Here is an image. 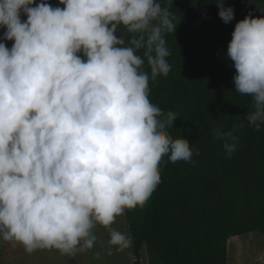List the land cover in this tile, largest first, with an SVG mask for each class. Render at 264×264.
<instances>
[{
    "label": "clouds",
    "instance_id": "clouds-1",
    "mask_svg": "<svg viewBox=\"0 0 264 264\" xmlns=\"http://www.w3.org/2000/svg\"><path fill=\"white\" fill-rule=\"evenodd\" d=\"M58 3L64 7L0 0V243L74 258L105 247L100 226L111 256L132 245L112 226L126 210L145 208L163 163L175 169L199 155L188 143H172L179 119L149 99L150 82L172 71L165 36L177 31L173 0ZM226 3L215 0L228 25L235 16ZM227 58L234 91L252 101L248 125L259 132L264 18L249 13L235 25ZM213 137L231 158L239 138L216 129Z\"/></svg>",
    "mask_w": 264,
    "mask_h": 264
},
{
    "label": "trees",
    "instance_id": "trees-1",
    "mask_svg": "<svg viewBox=\"0 0 264 264\" xmlns=\"http://www.w3.org/2000/svg\"><path fill=\"white\" fill-rule=\"evenodd\" d=\"M225 7L234 9L228 25L215 0H173L177 31L165 36L172 71L150 82L149 99L179 119L168 134L172 143H188L199 155L175 169L164 162L145 208L126 210L134 264L143 246L148 264H227L231 236L264 235V127H249L252 101L234 91L236 72L227 58L235 25L249 13L264 18V0H227ZM121 37L126 45L131 38L127 32ZM144 71L150 75L146 62ZM214 129L239 138L231 158Z\"/></svg>",
    "mask_w": 264,
    "mask_h": 264
},
{
    "label": "rangeland",
    "instance_id": "rangeland-1",
    "mask_svg": "<svg viewBox=\"0 0 264 264\" xmlns=\"http://www.w3.org/2000/svg\"><path fill=\"white\" fill-rule=\"evenodd\" d=\"M23 19L26 20V17ZM125 32L126 30L121 26L118 34L123 36ZM2 35L3 30H0V36ZM5 43L11 49L12 42ZM112 227L131 238L126 214L118 217L117 222ZM96 235L104 242L105 247L97 246L93 251L78 253L74 258L61 255L55 250H41L29 255L22 246L17 245L14 248L10 244L0 243V264H134L133 243L130 248L122 253L113 249V255L109 256L107 255L108 232L97 226ZM228 247L227 264H264V235L258 232L253 231L231 236ZM97 254L101 257L99 260L95 259ZM138 264H148L144 246L139 251Z\"/></svg>",
    "mask_w": 264,
    "mask_h": 264
}]
</instances>
